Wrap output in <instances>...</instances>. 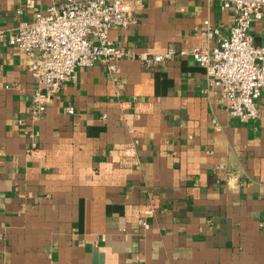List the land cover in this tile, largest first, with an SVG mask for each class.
<instances>
[{"label": "crops", "instance_id": "1", "mask_svg": "<svg viewBox=\"0 0 264 264\" xmlns=\"http://www.w3.org/2000/svg\"><path fill=\"white\" fill-rule=\"evenodd\" d=\"M125 2L135 21L109 37L135 57L118 73L103 61L77 68L38 119L32 57L0 44V264H264V90L259 117L241 121L180 54L216 46L205 21L227 36L234 11ZM33 18L26 0H0L2 28ZM263 28L252 25L255 45ZM170 49L154 68L142 60Z\"/></svg>", "mask_w": 264, "mask_h": 264}, {"label": "built area", "instance_id": "2", "mask_svg": "<svg viewBox=\"0 0 264 264\" xmlns=\"http://www.w3.org/2000/svg\"><path fill=\"white\" fill-rule=\"evenodd\" d=\"M220 2L222 9H232L236 15L229 34L222 36L218 28L205 21L204 34L218 35L217 45L182 50L180 54L195 59L221 87L229 115L241 121L253 120L259 117L258 100L264 90V44L255 45L250 30L255 22H264V0ZM26 3L34 10L33 20L22 21L11 30L0 26V44L18 47L32 57L28 68L39 87L32 95L29 113L36 119L45 114L51 95L72 78L77 68L103 61L111 72L118 73V61L135 57L131 49L115 45L109 37L111 29H127L135 21L125 0H66L46 13L38 8L39 0ZM175 54L170 49L142 60L154 68ZM142 225L149 226L146 221Z\"/></svg>", "mask_w": 264, "mask_h": 264}]
</instances>
